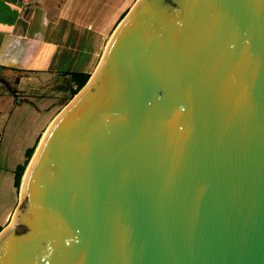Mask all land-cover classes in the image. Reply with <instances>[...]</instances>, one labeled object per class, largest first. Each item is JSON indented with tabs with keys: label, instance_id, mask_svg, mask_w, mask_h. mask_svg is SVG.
Returning a JSON list of instances; mask_svg holds the SVG:
<instances>
[{
	"label": "water",
	"instance_id": "water-1",
	"mask_svg": "<svg viewBox=\"0 0 264 264\" xmlns=\"http://www.w3.org/2000/svg\"><path fill=\"white\" fill-rule=\"evenodd\" d=\"M0 264H264V0H135L35 148Z\"/></svg>",
	"mask_w": 264,
	"mask_h": 264
},
{
	"label": "crops",
	"instance_id": "crops-1",
	"mask_svg": "<svg viewBox=\"0 0 264 264\" xmlns=\"http://www.w3.org/2000/svg\"><path fill=\"white\" fill-rule=\"evenodd\" d=\"M132 1L126 0L119 13L129 10ZM107 5L97 0H0V145L2 134L12 133L19 108L35 98L39 125L25 130L31 138L26 149L37 147L65 100L63 96L57 105L50 104L47 92H54L61 77L72 83L69 91L74 88L72 72L91 74L97 36L109 32L100 30L95 16Z\"/></svg>",
	"mask_w": 264,
	"mask_h": 264
},
{
	"label": "rangeland",
	"instance_id": "rangeland-1",
	"mask_svg": "<svg viewBox=\"0 0 264 264\" xmlns=\"http://www.w3.org/2000/svg\"><path fill=\"white\" fill-rule=\"evenodd\" d=\"M100 3L106 2L107 7H102L101 11L95 16L97 24L101 31H109L104 36H97V61L92 64V68H90V73L92 74L95 68V65L99 63L105 46L120 21V17L118 16L122 14L119 13L120 9L124 6V2L126 0H97ZM135 0L132 1V5ZM111 7V8H110ZM100 10V7H99ZM119 13V15H118ZM116 17L115 24L112 21ZM112 23V24H111ZM93 48V42L91 43ZM83 46H85V41H83ZM95 46V45H94ZM90 74V75H91ZM58 81V86L54 88V92H47L48 96L45 97L47 102L54 103L57 105L63 96H65V100H63L60 108L57 110H61L70 100H71V92L68 90L71 82L66 79H62ZM66 90V93L64 92ZM31 102L28 105H24V107L19 108L17 111V117L13 122V126L11 128L12 133H3V140L0 145V226L5 227L15 210L19 202V189H17L14 184V172L16 166L18 164L23 163L25 159V151L27 146H31V141L29 138V133L26 132V128L32 129L33 131L37 129L39 125V121L35 118V110L33 109L34 104H39V100H35V98H30ZM35 135V134H34ZM36 147H34L35 150ZM6 216H8L7 219Z\"/></svg>",
	"mask_w": 264,
	"mask_h": 264
},
{
	"label": "trees",
	"instance_id": "trees-1",
	"mask_svg": "<svg viewBox=\"0 0 264 264\" xmlns=\"http://www.w3.org/2000/svg\"><path fill=\"white\" fill-rule=\"evenodd\" d=\"M126 12L121 15L120 20L124 17ZM89 77H90V74L88 72H72L71 73V78L75 83V87L70 90L71 95H72L71 98L84 86V84L87 82ZM33 152H34V147L26 149L25 159H24L23 163L18 164L16 166V169L14 172L13 184L17 189H19V187H20L22 175L24 173V170H25ZM1 229H2V227L0 226V230Z\"/></svg>",
	"mask_w": 264,
	"mask_h": 264
}]
</instances>
